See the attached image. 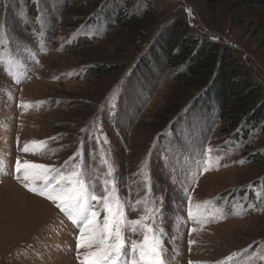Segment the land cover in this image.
<instances>
[{"label": "rangeland", "instance_id": "1", "mask_svg": "<svg viewBox=\"0 0 264 264\" xmlns=\"http://www.w3.org/2000/svg\"><path fill=\"white\" fill-rule=\"evenodd\" d=\"M234 1L0 0V264H79V229L25 187L52 169H79L97 196L115 180L128 248L154 231L163 264H264V136L231 139L189 90L161 125L179 88L158 47L174 21L264 95V8ZM123 17L136 22L123 30ZM90 203L102 223L103 202Z\"/></svg>", "mask_w": 264, "mask_h": 264}, {"label": "trees", "instance_id": "2", "mask_svg": "<svg viewBox=\"0 0 264 264\" xmlns=\"http://www.w3.org/2000/svg\"><path fill=\"white\" fill-rule=\"evenodd\" d=\"M254 8H264V0L234 1L237 11ZM130 22L136 21L123 17L118 25L124 30L130 27ZM158 47L166 57V74H173L175 85L179 87L172 90L168 110L161 113V125L179 112L180 101L191 92H198L194 102L203 98V106L211 103L205 113L213 108L216 119L223 124L222 132L231 139H245L255 132L264 136V95L227 50L196 38L180 21L169 26ZM150 60H146V65ZM185 90L191 91L190 94L186 95ZM253 159L260 160L259 157Z\"/></svg>", "mask_w": 264, "mask_h": 264}, {"label": "snow or ice", "instance_id": "3", "mask_svg": "<svg viewBox=\"0 0 264 264\" xmlns=\"http://www.w3.org/2000/svg\"><path fill=\"white\" fill-rule=\"evenodd\" d=\"M23 151H28L27 146ZM70 160H75V156ZM42 167L45 166L27 162L23 166L25 172ZM16 171H21L19 161L16 163ZM51 171L53 174L47 178L44 187L39 191L35 187H28L27 184L25 187L29 192L51 200L79 229L80 235L76 238L79 264H116V262L119 264H163L160 251L162 241L154 231L151 241L149 235L145 233L142 243L133 241L128 248L122 232V229L128 226V221L125 219L126 213L118 199L115 180L105 181L103 195L97 196L86 188V182L79 169L70 173L56 169ZM24 178L27 180L28 176L25 175ZM109 183L112 184V188L108 187ZM90 201L103 202L105 214L102 223L97 221L99 213L93 210ZM143 219L141 217L140 221H132L131 225L141 224ZM132 230L135 232V227ZM81 248L86 249L82 258L79 255ZM126 248L127 252H125Z\"/></svg>", "mask_w": 264, "mask_h": 264}, {"label": "bare ground", "instance_id": "4", "mask_svg": "<svg viewBox=\"0 0 264 264\" xmlns=\"http://www.w3.org/2000/svg\"><path fill=\"white\" fill-rule=\"evenodd\" d=\"M25 195V194H24ZM26 197H27V199H29V200H32L33 202H35V204H43V205H45L43 202H41V201H38V200H34L32 197H29V196H27V195H25ZM37 206V205H36ZM25 214H26V211H25ZM25 216V215H24ZM29 216V215H28Z\"/></svg>", "mask_w": 264, "mask_h": 264}]
</instances>
